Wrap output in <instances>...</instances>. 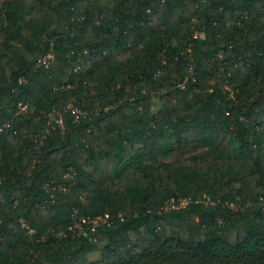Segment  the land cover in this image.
<instances>
[{
    "label": "trees",
    "instance_id": "trees-1",
    "mask_svg": "<svg viewBox=\"0 0 264 264\" xmlns=\"http://www.w3.org/2000/svg\"><path fill=\"white\" fill-rule=\"evenodd\" d=\"M0 264H264V0H0Z\"/></svg>",
    "mask_w": 264,
    "mask_h": 264
},
{
    "label": "built area",
    "instance_id": "built-area-1",
    "mask_svg": "<svg viewBox=\"0 0 264 264\" xmlns=\"http://www.w3.org/2000/svg\"><path fill=\"white\" fill-rule=\"evenodd\" d=\"M52 59H53V55L51 53H48L37 60L36 66H48L51 63ZM19 106L21 110L25 109L26 107V105H20V104ZM71 110L76 115L80 113V111L76 107H73ZM184 203L185 200H182L180 202V204H184ZM72 217H73V224L69 227V229H71L76 234H86L88 230H94L97 226H100L101 224L105 223L108 219L107 214L104 216L100 215L94 218H89L77 214L76 210L73 211ZM20 222H21V228H24L28 233L33 232V230L23 220H20Z\"/></svg>",
    "mask_w": 264,
    "mask_h": 264
},
{
    "label": "rangeland",
    "instance_id": "rangeland-1",
    "mask_svg": "<svg viewBox=\"0 0 264 264\" xmlns=\"http://www.w3.org/2000/svg\"><path fill=\"white\" fill-rule=\"evenodd\" d=\"M105 2H106V1H102L103 4H104ZM126 55H127L126 52H120V53H119L120 58H124ZM158 104H159V102H158V100H156V104H155V107H154V108H157V107H158ZM49 116H50L51 119H55V116H54V115H51V114H50ZM176 155H177V153H174L173 155H171L170 157H168V159L172 160V159H174V158L176 157ZM187 156H188V155H187ZM98 255H99L98 252H93V253L88 254V258H89V259H95V258L98 257Z\"/></svg>",
    "mask_w": 264,
    "mask_h": 264
}]
</instances>
